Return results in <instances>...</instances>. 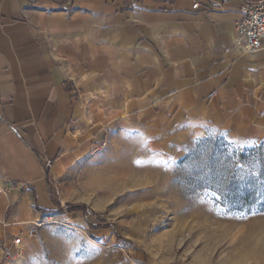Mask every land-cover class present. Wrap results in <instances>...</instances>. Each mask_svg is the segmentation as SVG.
Wrapping results in <instances>:
<instances>
[{
  "label": "crops",
  "instance_id": "1",
  "mask_svg": "<svg viewBox=\"0 0 264 264\" xmlns=\"http://www.w3.org/2000/svg\"><path fill=\"white\" fill-rule=\"evenodd\" d=\"M253 1L0 0L4 247L37 221L33 199L47 205L46 179L101 149L117 123L264 138V48L235 44Z\"/></svg>",
  "mask_w": 264,
  "mask_h": 264
},
{
  "label": "rangeland",
  "instance_id": "2",
  "mask_svg": "<svg viewBox=\"0 0 264 264\" xmlns=\"http://www.w3.org/2000/svg\"><path fill=\"white\" fill-rule=\"evenodd\" d=\"M46 186L37 221L9 234L22 239L5 244L10 263L0 241V264H264V138L121 122Z\"/></svg>",
  "mask_w": 264,
  "mask_h": 264
},
{
  "label": "built area",
  "instance_id": "3",
  "mask_svg": "<svg viewBox=\"0 0 264 264\" xmlns=\"http://www.w3.org/2000/svg\"><path fill=\"white\" fill-rule=\"evenodd\" d=\"M192 7L197 8L198 3H194ZM236 34L235 44L240 50L255 53L264 48V0H256L241 6ZM33 232L34 228L29 229V236H32ZM11 245L19 251L22 246L21 236L13 237ZM1 254L3 263H10L13 260V254L8 247H3Z\"/></svg>",
  "mask_w": 264,
  "mask_h": 264
},
{
  "label": "trees",
  "instance_id": "4",
  "mask_svg": "<svg viewBox=\"0 0 264 264\" xmlns=\"http://www.w3.org/2000/svg\"><path fill=\"white\" fill-rule=\"evenodd\" d=\"M47 180V179H46ZM77 209H79V208H77ZM81 210V209H80Z\"/></svg>",
  "mask_w": 264,
  "mask_h": 264
}]
</instances>
